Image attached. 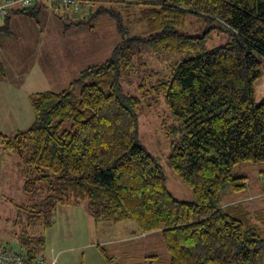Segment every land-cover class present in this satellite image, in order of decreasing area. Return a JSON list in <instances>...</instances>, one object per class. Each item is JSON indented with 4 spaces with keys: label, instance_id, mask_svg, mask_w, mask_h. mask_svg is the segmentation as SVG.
<instances>
[{
    "label": "trees",
    "instance_id": "obj_1",
    "mask_svg": "<svg viewBox=\"0 0 264 264\" xmlns=\"http://www.w3.org/2000/svg\"><path fill=\"white\" fill-rule=\"evenodd\" d=\"M105 1L111 2L92 0L88 17L66 21L64 29L94 30L92 20L114 15ZM116 2L144 8L137 19L146 23L147 39L128 40L118 25L121 42L107 61L86 67L60 93L33 95L31 127L0 135L2 150L18 157L23 191L31 198L11 222V245L0 246L24 252L30 261L44 260L41 231L53 226L59 206L84 203L97 220L131 222L140 234L159 232L170 264H264V229L254 221L264 224V212L221 206L226 192L248 188L235 169L264 163V99L257 104L254 93L264 65V0ZM40 11L35 5L13 13L36 18ZM189 14L223 26L229 43L209 50L207 37L184 33ZM9 20L8 15L0 26V38L12 35ZM139 41L161 56H191L177 62L171 78L148 89L143 85L140 95L131 96L120 79L135 67L132 44ZM0 76H7L1 60ZM159 97L181 131L171 142L169 165L192 190L194 202L170 192L159 162L139 142L143 107ZM142 259L158 263L156 254Z\"/></svg>",
    "mask_w": 264,
    "mask_h": 264
},
{
    "label": "rangeland",
    "instance_id": "obj_2",
    "mask_svg": "<svg viewBox=\"0 0 264 264\" xmlns=\"http://www.w3.org/2000/svg\"><path fill=\"white\" fill-rule=\"evenodd\" d=\"M114 2L116 0L102 3L114 15L105 14L92 20L91 24H96L94 30L84 25H73L69 29H64L63 26L66 21L70 23L71 20L88 17L91 5L89 8L82 7L80 13L59 9L58 13L64 16H58L61 20L54 14L47 19L42 15V27L39 28H35L31 21L22 17L13 20L14 36L0 43V60L5 63L7 77L11 80L9 86L3 87L0 94V135L12 136L31 127L35 120L31 103L33 95L50 91L60 93L86 67L107 61L121 42L118 25L124 29L128 40L147 39L149 33L146 23L137 19L144 8ZM2 25L3 20H0V26ZM185 26L184 33L207 37L206 46L209 50L231 40L230 33L223 26L215 22L206 23L199 15L189 14ZM149 44L143 41L132 44L135 67L131 72L121 75L120 85L131 96L140 95L143 85L148 89L159 79L171 78L175 74L176 64L191 56H161L152 51ZM260 70L261 77L254 86L257 104L264 99V65ZM80 88L78 86L74 92L76 98L80 94ZM173 118L163 97H159L152 107L144 106L139 117V142L159 162L170 192L180 201L194 202L192 190L169 165L171 142L179 139L181 135ZM263 171L264 163L242 164L234 173L239 177H246L250 189L252 183L261 178ZM23 184L18 157L14 153H5L0 147V222L3 231L12 228L10 222L19 216V207L26 206L31 199L24 193ZM236 195L238 194L228 193L222 202L243 198L248 192ZM54 218L53 226L45 232L41 231L48 241L43 255L49 260L55 258L54 264H144L140 257L143 260L142 258L150 254L157 255L159 264H170L159 232L150 233L149 238L141 242V247L129 246V236L135 235L137 226L131 222L97 220L91 216L84 203L78 207L59 206ZM254 221L264 229V224ZM8 236L10 237V233ZM7 240L13 241L9 238ZM99 246L105 248L106 252L102 253ZM104 254L111 256L113 261L108 262Z\"/></svg>",
    "mask_w": 264,
    "mask_h": 264
},
{
    "label": "crops",
    "instance_id": "obj_3",
    "mask_svg": "<svg viewBox=\"0 0 264 264\" xmlns=\"http://www.w3.org/2000/svg\"><path fill=\"white\" fill-rule=\"evenodd\" d=\"M35 5H37V7L39 9H41L38 17H36V18H32L26 14H21V13H16V12L14 14L13 12L15 10H23V8H21L19 6H15L10 10V12H9L10 20L9 21H10V27H11L10 29H11L12 35L10 37L2 35V37L0 38V43L3 42L4 40L14 36V29H13L12 23H13V20L15 18H21L22 17V19L24 18L27 21H31V23H33V25H35V28H39V27H42V21H41L42 15L44 17H46V19L49 18L53 14H54V16L57 17V15L55 14V10L52 7L48 6L45 2L39 1V2H36ZM35 5L33 7H35ZM51 10H52V12H51ZM70 10H72V9H70ZM75 13H80V12H75ZM58 19H60V18H58ZM3 25H4V20H3ZM63 34L65 35V32H63ZM16 53H18V52H16ZM1 62H2V60H1ZM3 65H5V63H3ZM10 83H11V80H9V78L7 76H6V78H2L0 76V94H2V88L9 86ZM8 157H10V156H8ZM261 174H262L261 178L252 183L253 184L252 188L250 187V189H249V186L247 184L248 188L246 191H244V192H248L247 196H245L243 198L240 197L239 199L229 200L226 203L222 202L221 206L225 209L226 208L229 209V207H231V206L243 204L244 208L247 209L249 212H252V213L253 212H256V213L262 212L263 213L264 212V196L262 195L263 194V188L261 185V181H262L261 179L264 176V171ZM228 193H231V191L226 192L225 195ZM240 193H243V192H240ZM235 194H237V193H235ZM225 195H224V198H225ZM236 196H240V195L238 194ZM9 231H10V228L6 231H3L2 226H1V222H0V243H3V241H5L6 243H3V244L11 245V243H9V242H12V241L7 240L8 238L12 240V237L8 236V233H10ZM2 234H4V235H2ZM149 235H151V234L150 233L149 234L135 233V235L133 237L129 236V239H128L129 240L128 242L130 244L129 246L135 245V247H137V248L139 246L141 247L142 246L141 242L148 239ZM5 238H7V239H5ZM47 243H48V241H47ZM43 258L48 264H54L56 261L55 258L53 260H49V258L47 259V256H45V255ZM140 261H142L141 257H140Z\"/></svg>",
    "mask_w": 264,
    "mask_h": 264
},
{
    "label": "built area",
    "instance_id": "obj_4",
    "mask_svg": "<svg viewBox=\"0 0 264 264\" xmlns=\"http://www.w3.org/2000/svg\"><path fill=\"white\" fill-rule=\"evenodd\" d=\"M45 2L48 6L54 9H72L74 12H79L82 7L89 8L92 0H0V20H4L10 10L19 6L21 8H30L35 5L36 2ZM264 189V179L262 181ZM0 264H47L41 258H37L35 261H30L24 252L11 247L0 246Z\"/></svg>",
    "mask_w": 264,
    "mask_h": 264
}]
</instances>
